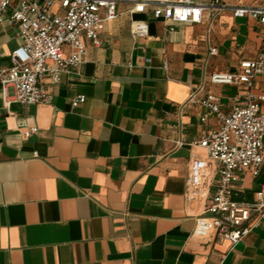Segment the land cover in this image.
<instances>
[{"label":"crops","instance_id":"obj_1","mask_svg":"<svg viewBox=\"0 0 264 264\" xmlns=\"http://www.w3.org/2000/svg\"><path fill=\"white\" fill-rule=\"evenodd\" d=\"M132 7L121 2L117 18L104 22L101 46L85 40L82 65L57 84L44 79L49 103L15 102L14 89L4 94L0 83V264H264V214L233 249L192 235L190 149L218 121L188 102L202 89L231 110L246 86L209 77L253 60L264 25L230 10L175 23ZM132 21L146 22L147 36L133 38ZM22 44L15 26L0 24V68ZM251 91L264 94V69ZM80 95L85 102L72 108ZM30 128L37 132L23 138ZM263 185L264 163L258 176L244 174L232 200L255 204Z\"/></svg>","mask_w":264,"mask_h":264},{"label":"built area","instance_id":"obj_2","mask_svg":"<svg viewBox=\"0 0 264 264\" xmlns=\"http://www.w3.org/2000/svg\"><path fill=\"white\" fill-rule=\"evenodd\" d=\"M123 1L0 0V24L15 26L23 40L22 46L11 54V66L0 68L4 94L12 87L15 102L49 103L51 97L44 79L57 84L68 68L82 65L87 56L85 40L101 46L104 22L117 18V7ZM227 10L235 17L251 18L264 25V3L231 7L223 0H133L130 13L150 12L156 20L201 23L205 16L216 18ZM130 32L133 38L145 37L148 25L132 21ZM215 51L211 50V54ZM263 69L264 41L256 57L241 62L238 72L210 75L212 84L246 86L247 91L233 99L228 113L223 112L219 96L211 91H193L188 100L204 107L207 115H215L218 121L217 128L206 132L190 149L189 198L198 203L192 235L201 241H227L229 249L249 234L251 221L264 214V185L255 204L232 200V192L244 174L258 176L264 163V94L254 95L251 91ZM85 100V96H77L71 100V107L78 108ZM207 115L202 116V122ZM36 132L37 128L24 130L23 138Z\"/></svg>","mask_w":264,"mask_h":264}]
</instances>
